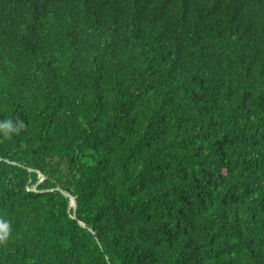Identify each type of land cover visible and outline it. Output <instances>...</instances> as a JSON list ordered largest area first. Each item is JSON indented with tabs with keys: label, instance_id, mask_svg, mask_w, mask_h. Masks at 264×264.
Here are the masks:
<instances>
[{
	"label": "trees",
	"instance_id": "16d2710c",
	"mask_svg": "<svg viewBox=\"0 0 264 264\" xmlns=\"http://www.w3.org/2000/svg\"><path fill=\"white\" fill-rule=\"evenodd\" d=\"M7 121L0 264H264V0H0Z\"/></svg>",
	"mask_w": 264,
	"mask_h": 264
},
{
	"label": "clouds",
	"instance_id": "9594fccd",
	"mask_svg": "<svg viewBox=\"0 0 264 264\" xmlns=\"http://www.w3.org/2000/svg\"><path fill=\"white\" fill-rule=\"evenodd\" d=\"M23 122H21L20 127L22 128ZM0 128H8L10 131H19L18 128L14 129L12 127L11 121H7L3 124H0ZM7 239V231H6V225H4L2 222H0V243L5 242Z\"/></svg>",
	"mask_w": 264,
	"mask_h": 264
},
{
	"label": "water",
	"instance_id": "95a60500",
	"mask_svg": "<svg viewBox=\"0 0 264 264\" xmlns=\"http://www.w3.org/2000/svg\"><path fill=\"white\" fill-rule=\"evenodd\" d=\"M6 161H8L7 159H6ZM31 169V168H30ZM43 178V175L41 174V179ZM40 179V180H41ZM39 180V181H40ZM70 205L74 208L75 207V201H74V198H73V196L72 195H70Z\"/></svg>",
	"mask_w": 264,
	"mask_h": 264
}]
</instances>
